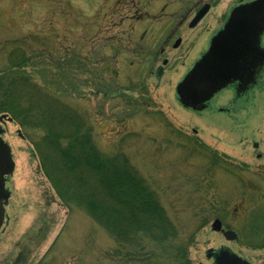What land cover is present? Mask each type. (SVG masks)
<instances>
[{"label": "rangeland", "instance_id": "rangeland-1", "mask_svg": "<svg viewBox=\"0 0 264 264\" xmlns=\"http://www.w3.org/2000/svg\"><path fill=\"white\" fill-rule=\"evenodd\" d=\"M238 2L0 0V69L7 66L9 51L19 46L38 65L28 68L33 78L64 95L87 120L98 148L105 153L120 149L129 156L173 222L186 237L193 233L192 264H213L207 252L221 247L254 264H262L264 257V247L246 245L263 238L249 241L254 206L245 189H264L259 178H264V159L258 160L253 148L264 135V96H258L261 105L248 116L239 115L237 122L248 127L236 137L237 129L232 133L224 116L186 109L176 93L184 64L199 58L203 44ZM209 3L197 28H190L197 11ZM178 38L182 43L174 48ZM0 129L14 165L0 228V264H109L102 253L112 242L82 211L74 206L70 211L59 200L34 154L33 138L26 139L2 115ZM199 143L215 155L229 156L234 167L226 162L209 172L211 157L195 150ZM216 218L243 235L225 240L211 229ZM250 222L264 224V217Z\"/></svg>", "mask_w": 264, "mask_h": 264}, {"label": "trees", "instance_id": "trees-1", "mask_svg": "<svg viewBox=\"0 0 264 264\" xmlns=\"http://www.w3.org/2000/svg\"><path fill=\"white\" fill-rule=\"evenodd\" d=\"M18 47L9 51L7 66L0 69V114L9 117L26 139L33 138L34 154L59 200L70 211L73 206L82 211L112 242L113 247L102 253L104 262L192 264L193 233L186 237L173 222L161 196L125 152L98 148L87 120L64 95L33 78L28 68L38 65ZM198 145L195 150H205V157L217 156ZM246 245L263 248L264 242Z\"/></svg>", "mask_w": 264, "mask_h": 264}, {"label": "flooded vegetation", "instance_id": "flooded-vegetation-1", "mask_svg": "<svg viewBox=\"0 0 264 264\" xmlns=\"http://www.w3.org/2000/svg\"><path fill=\"white\" fill-rule=\"evenodd\" d=\"M257 0H240L238 4H236L227 20L223 24L222 28L219 29L213 36L211 37L210 41L207 43L203 44V48H205L200 55L198 56L193 63H189L188 65L184 64V73L182 75L181 81L178 83H182L187 75L193 70L195 65L207 55L210 47H211V42L214 37H216L222 30H224L225 25L227 24V21L232 15V12L244 5L253 3ZM205 5H210L211 4H205ZM205 5H203L201 8H203ZM200 8V9H201ZM199 9V10H200ZM198 10V11H199ZM197 11V13H198ZM196 13V14H197ZM195 14V16H196ZM194 16V17H195ZM193 17V19H194ZM192 19V20H193ZM191 20V22H192ZM202 20H200L198 23H196L193 27H191V22L189 23V27L192 29H196L199 23ZM248 27V25H246ZM249 28V27H248ZM250 29H246L243 31V35H239L238 37L235 38L234 44L231 45L230 49H222L221 52H225V55L230 58V65L232 62V65L230 67L229 71V77L230 80L229 82L222 87L221 89L217 90L215 94L207 101H204L197 107L199 110L194 111L196 113H205L208 114L209 116H224L225 120L228 122L227 125L231 129L230 131L234 132L235 129H237L235 132V135L237 137L238 133H242L247 130L248 125H246L243 122H237L239 115H244L248 116L251 112L254 111V106L255 105H261L260 102L257 103L256 101L258 100V96H264V30L259 33V38L257 39V43L254 44L252 43V38L248 36L247 34L249 33ZM168 41V40H167ZM180 41V44L182 43V39L178 38L176 40V43ZM176 43L173 45L174 48H177ZM164 49H162V53ZM221 53H219V56ZM165 64H168L166 60L164 61ZM216 71L221 72L220 74L224 71V68H219ZM217 72V73H219ZM209 74V79L206 80L205 88H207V84L213 80L214 75L215 77L217 76L216 73L212 70ZM219 75V74H218ZM177 85V87H178ZM176 87V90H177ZM223 98V103L220 106H217L218 100ZM190 109V108H189ZM260 109V107H259ZM3 120H1L2 122ZM242 121V120H241ZM245 122V120H243ZM4 122V121H3ZM5 123V122H4ZM245 127V128H244ZM235 128V129H234ZM234 129V130H233ZM264 132V129L261 130V132ZM232 132V133H233ZM3 135L2 129H0V137ZM262 147H264V135L263 137L259 140V142H254L253 143V148L257 150L256 158L258 160H263L264 159V154L261 151ZM213 153V151L211 150ZM212 156L211 161L214 163V166H210L209 168L212 170L217 167H222V162L226 163H231V160L228 159L229 156ZM226 158V159H225ZM227 163V164H228ZM231 166L233 164L231 163ZM13 163L11 162V158L9 156V149L0 141V227L2 226L4 216H5V206L8 204L9 198H10V191L8 189V183L10 181V176L13 172ZM234 167V166H233ZM235 171V170H234ZM232 170V174L234 172ZM261 180L264 179L263 177H259ZM247 190L246 195H248V199L253 202L251 206L253 208L252 212L250 213L249 218V230L247 231V235H249L250 239L249 241L253 242V237H260L263 238L264 242V237H263V232H264V224L260 223H251L250 221L256 218L264 217V212L259 213V205L261 204L260 202L264 203V189H260L254 185L248 186L245 188ZM259 204H257V203ZM256 204V205H255ZM261 208H264L261 207ZM257 215V216H256ZM219 219L222 222V226L224 230H231L236 233L237 238L233 241H237L240 239V237L243 235V233L240 231H235L232 229L230 226L226 225L222 219ZM214 219V221L216 220ZM213 221V222H214ZM246 232V230H245ZM221 234V233H219ZM222 235V234H221ZM223 236V235H222ZM224 237V236H223ZM222 250H229L231 253V249L227 247H221L218 251H209L207 252V259L210 260L213 264H217L216 258L218 254ZM235 254V253H234ZM237 255V254H236ZM239 256V255H237ZM243 260L247 261L249 264H254V262L249 261L248 259L239 256ZM262 264H264V257L262 260Z\"/></svg>", "mask_w": 264, "mask_h": 264}, {"label": "water", "instance_id": "water-1", "mask_svg": "<svg viewBox=\"0 0 264 264\" xmlns=\"http://www.w3.org/2000/svg\"><path fill=\"white\" fill-rule=\"evenodd\" d=\"M210 10L209 5H205L194 17L191 22V27L202 20ZM248 25V27L246 26ZM250 29L247 34L252 38V43L256 44L259 38V33L264 30V0H257L253 3L241 6L232 12L227 24L216 37L212 39L211 47L205 57H203L193 68V70L187 75L185 80L177 87V94L179 96L180 103L193 110H199L197 107L204 101L209 100L217 90L224 87L230 80L228 78L230 67V58L225 55V52H221L222 49H230L234 44L235 38L239 35H243V31ZM180 44V41L176 43V46ZM219 53L221 55L219 56ZM224 68V71H216L219 68ZM216 73L212 81L207 84L205 88L206 80L209 79L211 71ZM219 72V73H217ZM219 74V75H218ZM3 115V118H6ZM8 118V117H7ZM9 156L10 151H9ZM12 162V160H11ZM1 222V221H0ZM212 230L214 232L221 233L227 241H233L237 238L235 232L231 230H224L222 222L216 219L212 224ZM217 264H249L229 250H222L217 258Z\"/></svg>", "mask_w": 264, "mask_h": 264}]
</instances>
